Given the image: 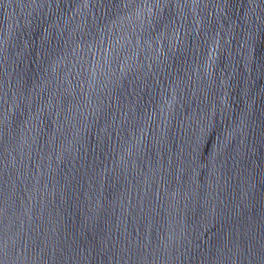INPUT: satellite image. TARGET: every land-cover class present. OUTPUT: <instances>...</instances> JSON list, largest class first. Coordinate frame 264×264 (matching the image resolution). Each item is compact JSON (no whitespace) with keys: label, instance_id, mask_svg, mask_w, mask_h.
Returning a JSON list of instances; mask_svg holds the SVG:
<instances>
[{"label":"water","instance_id":"obj_1","mask_svg":"<svg viewBox=\"0 0 264 264\" xmlns=\"http://www.w3.org/2000/svg\"><path fill=\"white\" fill-rule=\"evenodd\" d=\"M0 264H264V0H0Z\"/></svg>","mask_w":264,"mask_h":264}]
</instances>
